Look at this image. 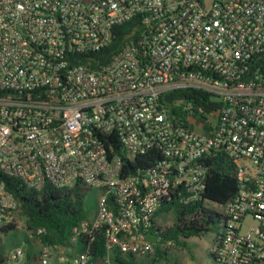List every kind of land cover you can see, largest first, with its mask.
<instances>
[{"label": "built area", "instance_id": "2783aa9c", "mask_svg": "<svg viewBox=\"0 0 264 264\" xmlns=\"http://www.w3.org/2000/svg\"><path fill=\"white\" fill-rule=\"evenodd\" d=\"M177 91L204 98L171 116ZM215 160L238 186L219 207L215 264H264V0H0V225L18 205L6 179L81 184L99 197L76 236L105 226L107 250L149 254L158 203L201 200ZM39 258L66 262L44 246Z\"/></svg>", "mask_w": 264, "mask_h": 264}, {"label": "trees", "instance_id": "16d2710c", "mask_svg": "<svg viewBox=\"0 0 264 264\" xmlns=\"http://www.w3.org/2000/svg\"><path fill=\"white\" fill-rule=\"evenodd\" d=\"M129 31L130 24L119 28V34L106 49L109 58L124 44L125 35ZM196 96L204 98V94L198 91L170 92L164 95L163 103L169 114L175 116L176 101L191 100ZM141 158L145 156L127 162L128 173H135V169L149 165ZM207 167V182L201 200L184 202L174 194L168 200L158 203L146 232V237L154 244L155 250L141 256L133 252L123 253L118 247L107 250L105 226L92 235L76 236L75 229L92 216L85 203L86 194L91 189L81 184L62 188L47 184L41 190H35L20 180L8 178L5 180L6 187L13 193L18 205L13 218L0 227V264H13L11 254L3 247L1 235H7L9 231L16 229L17 220L23 222L26 230L25 242L49 247L57 257L65 256L66 262L60 264H70L71 258L81 254L87 256V264H170V253L174 249L188 250L189 239L201 238L215 231L223 217L219 207L230 202L238 192L232 173L225 172L218 160ZM55 189L58 191L54 192ZM107 209L116 216L120 209L119 202L110 198ZM167 214L171 215V224H161L159 217ZM220 236L216 237L215 242L220 240ZM39 257L40 254L25 251L24 264H39ZM172 264L177 263L175 261Z\"/></svg>", "mask_w": 264, "mask_h": 264}, {"label": "rangeland", "instance_id": "374dc122", "mask_svg": "<svg viewBox=\"0 0 264 264\" xmlns=\"http://www.w3.org/2000/svg\"><path fill=\"white\" fill-rule=\"evenodd\" d=\"M58 190L55 189L54 192ZM99 192L95 190H89L85 197L86 207L92 212L97 209ZM215 210L218 212L219 209L216 207ZM221 215V214H220ZM17 219V217H15ZM161 224H171V215H162L159 217ZM224 216L221 218L219 225L214 232H210L201 238H191L188 240V250H173L170 253L171 263L176 261L177 264H215L214 253L217 248V242L215 239L218 235L222 234ZM7 223V222H6ZM5 223V224H6ZM18 227L8 232L7 235H1L3 239V247L6 252L12 254L15 249L23 248L24 251H30L32 254L39 255L43 246L36 243H26V230L23 222L17 220ZM249 225L252 223L248 222ZM1 227V225H0ZM53 252V251H52ZM53 255L55 253L53 252ZM13 264L15 262H12Z\"/></svg>", "mask_w": 264, "mask_h": 264}]
</instances>
